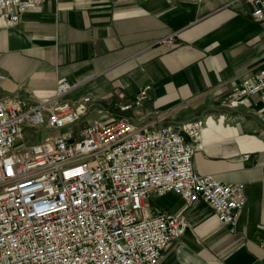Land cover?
Listing matches in <instances>:
<instances>
[{"label": "crops", "instance_id": "obj_1", "mask_svg": "<svg viewBox=\"0 0 264 264\" xmlns=\"http://www.w3.org/2000/svg\"><path fill=\"white\" fill-rule=\"evenodd\" d=\"M169 34L173 45L163 42ZM260 66L264 21L244 0H45L13 25L0 16V95L43 100L66 76L76 83L66 98L83 123L198 120L194 169L244 183L233 227L203 200L186 205L166 194L162 208L183 215L187 227L156 264H264V103L257 93L249 105L221 101Z\"/></svg>", "mask_w": 264, "mask_h": 264}, {"label": "built area", "instance_id": "obj_2", "mask_svg": "<svg viewBox=\"0 0 264 264\" xmlns=\"http://www.w3.org/2000/svg\"><path fill=\"white\" fill-rule=\"evenodd\" d=\"M44 1L0 0V16L13 25ZM244 1L251 17L264 21V0ZM163 42L173 45L174 35ZM75 85L61 76L54 94L39 101L0 95V264H156L187 221L160 207L151 212V195L173 193L186 205L203 200L219 222L236 225L244 183L193 167L190 138L200 121L83 123L66 98ZM255 93L264 103V66L234 83L221 101L249 105ZM27 131L45 134L16 146Z\"/></svg>", "mask_w": 264, "mask_h": 264}, {"label": "rangeland", "instance_id": "obj_3", "mask_svg": "<svg viewBox=\"0 0 264 264\" xmlns=\"http://www.w3.org/2000/svg\"><path fill=\"white\" fill-rule=\"evenodd\" d=\"M29 132L27 131L26 132V136H24V138L23 139H21L17 144H16V146H19L20 144H25V143H27L28 141H38V140H40L41 139V137H42V135H44L45 133H43V132H41V131H39L38 133H36V134H32L31 136L28 134ZM167 197H166V195H164V196H156V195H151L150 197H149V200H148V202H149V210L152 212V211H154L156 208H162V207H164L165 206V204H166V199Z\"/></svg>", "mask_w": 264, "mask_h": 264}]
</instances>
